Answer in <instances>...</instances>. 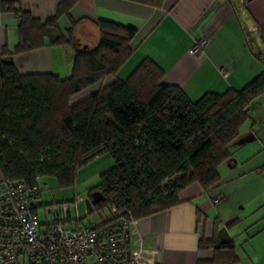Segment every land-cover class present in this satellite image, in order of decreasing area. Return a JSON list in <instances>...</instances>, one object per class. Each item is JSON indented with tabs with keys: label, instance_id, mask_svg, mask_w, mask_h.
Instances as JSON below:
<instances>
[{
	"label": "trees",
	"instance_id": "16d2710c",
	"mask_svg": "<svg viewBox=\"0 0 264 264\" xmlns=\"http://www.w3.org/2000/svg\"><path fill=\"white\" fill-rule=\"evenodd\" d=\"M128 1L158 8L165 0ZM76 2L61 0L55 13L42 20L15 0L0 1V10L16 18L18 33L16 45L0 51L2 176L30 186L51 177L69 187L83 165L109 154L113 165L90 189L91 209L106 208L110 214L114 207L130 212L135 221L179 204V193L192 184L206 193L220 187L218 167L231 159L229 148L251 118L255 99L264 95V71L239 90L207 92L195 101L178 86L163 83V70L149 59L120 80L116 76L132 53L129 43L136 29L99 19L98 44L79 47L72 35L77 22L69 17ZM63 15L70 19L65 33L57 23ZM64 45L72 49L66 77L21 74L13 63L15 54ZM109 77L113 80L104 83ZM93 192L102 196L96 204L91 203ZM70 218L75 219L71 212ZM218 227L216 221L214 236L199 242L213 250V258L197 264L238 261L236 244Z\"/></svg>",
	"mask_w": 264,
	"mask_h": 264
},
{
	"label": "crops",
	"instance_id": "0c3cea01",
	"mask_svg": "<svg viewBox=\"0 0 264 264\" xmlns=\"http://www.w3.org/2000/svg\"><path fill=\"white\" fill-rule=\"evenodd\" d=\"M15 1L43 20L55 13L61 0ZM69 17L77 22L72 32L75 43L88 49L99 42L96 20L135 28L129 43L132 53L116 78L125 79L142 61L149 59L163 70V83L178 86L192 101L207 92L239 90L264 71V0H165L158 8L128 0H77ZM57 23L63 33L70 27V19L64 15ZM199 39L205 43L202 51L193 55L189 48ZM17 41L16 18L0 10V51L5 47L12 49ZM71 57L72 49L67 45L40 47L15 54L13 63L21 74L54 73L62 77L70 74ZM226 64L230 70L224 75L221 68ZM112 80L106 78L104 83ZM250 115L252 125L245 131L240 129L238 140L231 146L232 154L244 149L248 142L259 140V135L264 136V95L255 99ZM246 152L250 154L248 159L256 154L261 156L252 170L264 172L260 170L264 166V143L259 144L254 154L249 148ZM227 163L230 168L237 165L232 158ZM217 197L223 200L213 204ZM179 199L181 202L171 208L136 220L132 228L133 240L155 250L158 264H197L212 259L213 250L199 247V242L214 236L216 221L218 228H224L237 246L238 261L234 264L242 263L238 249H243V245L254 255L242 252V259L248 260V264H264V245H261L264 227L247 235L238 245L230 228L239 219L221 207L222 201L228 199L220 187L206 193L195 183L183 189ZM91 212L94 223L109 215L108 211ZM87 264L96 263L89 260Z\"/></svg>",
	"mask_w": 264,
	"mask_h": 264
},
{
	"label": "built area",
	"instance_id": "2783aa9c",
	"mask_svg": "<svg viewBox=\"0 0 264 264\" xmlns=\"http://www.w3.org/2000/svg\"><path fill=\"white\" fill-rule=\"evenodd\" d=\"M204 43L197 40L189 52L199 54ZM44 189L0 173V264H158L155 250L133 240L130 212L111 207L100 223H80L66 202L44 203Z\"/></svg>",
	"mask_w": 264,
	"mask_h": 264
},
{
	"label": "rangeland",
	"instance_id": "374dc122",
	"mask_svg": "<svg viewBox=\"0 0 264 264\" xmlns=\"http://www.w3.org/2000/svg\"><path fill=\"white\" fill-rule=\"evenodd\" d=\"M64 75L62 77H66ZM87 92L88 90H85L77 94L73 98V102L79 101L89 95ZM251 121L252 119L247 120L242 125L241 131H245L249 128L250 125H252ZM258 139L264 143V136L259 135ZM259 140L248 142L245 147H243L244 149H239V151H236L234 154H232L234 149L229 148L232 154L231 158L237 161V165L230 168L227 165V161H225L218 167L221 182L220 190L228 199L227 201H222L221 207H223L227 214H233L239 219V222L230 228V231L234 233L235 241L238 245L239 243L241 244L247 235H251L258 228L264 227V172L254 173L252 170L257 158H261V156L256 154L248 159L250 154L246 152L249 148L252 154H254L261 143ZM262 162H264V160H262ZM112 165L113 161L109 154L105 153L97 156L80 168L73 185L69 187L60 186L56 180L51 177L40 178L38 180V185L40 187L44 185L47 186V189L42 191L44 203L48 204L54 201L75 200L74 203L66 204L70 209L71 216L73 218L76 216L80 217L84 223L91 221L92 207L89 202L90 189L99 183L100 174L109 169ZM260 170L264 171V166H262ZM257 180H259V184H256ZM220 200H223V198ZM103 212H107V209H102L100 213L103 214ZM255 221L257 223H254ZM261 245H264V243ZM250 250L251 249L245 245H243V249H238V255L242 262L240 264L249 263L248 260L242 259V252L250 254L252 252V250Z\"/></svg>",
	"mask_w": 264,
	"mask_h": 264
},
{
	"label": "water",
	"instance_id": "95a60500",
	"mask_svg": "<svg viewBox=\"0 0 264 264\" xmlns=\"http://www.w3.org/2000/svg\"><path fill=\"white\" fill-rule=\"evenodd\" d=\"M102 199V196L99 192H93L91 194V203L96 204Z\"/></svg>",
	"mask_w": 264,
	"mask_h": 264
}]
</instances>
